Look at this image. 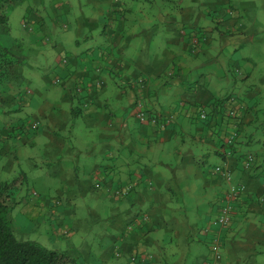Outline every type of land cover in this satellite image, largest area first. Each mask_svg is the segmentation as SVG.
<instances>
[{
  "label": "crops",
  "instance_id": "crops-1",
  "mask_svg": "<svg viewBox=\"0 0 264 264\" xmlns=\"http://www.w3.org/2000/svg\"><path fill=\"white\" fill-rule=\"evenodd\" d=\"M146 1L152 13L133 23L126 16L135 15L137 0H90L102 19L101 26L89 22L99 37H86V24L78 19L75 48L60 40L57 46L56 66L62 76L73 77V89L58 88L44 106L31 90L27 102L12 93L17 108L33 112L29 122L19 119L15 138L41 152L22 163L41 171L37 180L43 175L49 191L17 194L28 226L23 232L12 221L14 234L23 242L40 243L31 240L33 233L44 237L47 247L80 264L73 238L105 222L97 236L107 241V256L92 264H264V132L256 126L264 109L259 7L253 0H199L192 8L180 0L174 11L157 7L155 18V0ZM193 32L198 34L192 42ZM229 68L235 72L228 79L231 91L219 87ZM138 102L153 114L174 117L172 122L164 130L139 122ZM233 132L240 137L229 147ZM259 136L261 151L252 152ZM248 154L257 163L246 170L240 159ZM214 156L245 189L225 228L215 221L231 184L209 167ZM14 166L3 167L0 184ZM20 170L27 181V171ZM127 189V195H117ZM92 200L102 202H92L87 211L103 221L89 226L77 213ZM204 205L213 207L212 215L201 211Z\"/></svg>",
  "mask_w": 264,
  "mask_h": 264
},
{
  "label": "rangeland",
  "instance_id": "rangeland-1",
  "mask_svg": "<svg viewBox=\"0 0 264 264\" xmlns=\"http://www.w3.org/2000/svg\"><path fill=\"white\" fill-rule=\"evenodd\" d=\"M234 1L235 3L236 1L241 2V0ZM242 1L244 2V0ZM253 1H255L259 7L258 20L264 22V0ZM183 2L185 5L192 8H197L200 5L199 0H183ZM147 5L148 3L146 0H137V2H134L136 8L135 15H127V22L133 21V23H136L139 20H143L144 16L150 11V5ZM181 5L182 2L180 0H155V18L159 16L157 7L159 9H165L167 12L170 10V7H173L174 11L177 10L175 7H181ZM141 6L144 8L143 10H141ZM150 12L152 13V11ZM78 19H82L84 24H86L83 28L86 37L90 39L99 37V35L94 36L96 32L92 26L94 24L89 22L92 21L98 24V26H101L102 19L96 14L94 4L90 2V0H42V3L41 0H27L23 4L16 6L10 12L7 25L0 26V43L2 46L10 49L18 59H20L19 64L14 66L9 80L5 81L3 85L0 86V174L5 165H10V163L11 165H15L13 173H3L4 179L2 180L12 182L14 179L21 176L20 168L25 169L28 177L26 178L27 181H24L22 189L29 191V193L36 191L41 195H45V191L46 194H48L49 191L46 188V181L43 175H41L40 180H37V176L41 171L37 173L36 170L30 169L28 162H26V164L22 163V158L26 159L29 154L38 157L41 152L37 146L32 147L29 143H24V141L15 138L14 134L20 131L19 128L15 126L19 119L29 122V120L32 119L33 112L25 106L21 107V109L23 108L22 110L17 108L18 106L15 105L17 104V100L11 98V95L17 92V94L22 95L24 102H27L33 92L34 95L32 97H34V100L37 102L41 101V105L44 106L46 100L55 95L58 88L65 87L73 89L76 84L73 77L62 76L60 72L62 67L56 66L60 58V47L57 46L60 44L58 42L60 40L68 45L70 49L75 48L73 44L78 37L76 31V22ZM197 34V32L191 33L192 42L196 39L193 35ZM156 39H158V41H156L155 45L157 44L161 49L163 41L160 40V37ZM81 41L84 43V40ZM66 50L68 49L66 48ZM227 57L230 58V56ZM61 60H64V58L62 57ZM198 60L200 59L198 58L197 61ZM65 64L66 63H64V65ZM229 64L231 66L230 60ZM229 70H231V72L228 73L227 79L223 80L219 87H224L228 91H231L235 87L233 88V82L230 83L228 79L235 78V72L232 68H229ZM238 79L241 80V78ZM223 91V93L227 95V91ZM221 95L223 94L221 93ZM256 124V126H259L260 130L264 132V109L257 112ZM257 138L258 139L250 150L258 153V151H261L262 146L260 145L259 139L262 137L259 136ZM15 156H18V158H15ZM36 160L38 161L37 158ZM218 163L222 165L223 162L218 156H214L209 161V167H213L212 169H216L217 167L223 168L224 165H217ZM223 169L226 170L225 168ZM234 183L235 185H233ZM231 185L238 186V183L234 180L232 175ZM20 196L21 195L17 197L18 201L21 200ZM92 202L94 204H100L102 200L86 201L85 203H87V205H84V208L77 213V216L86 218L89 226H94L96 221H103L101 216L90 214L87 211V207L91 206ZM224 203H226V201ZM24 206L25 203L19 202L18 205L12 208L9 215L11 222L14 221L20 229H23V232L28 226L21 214V208ZM212 208V206L204 205L201 207V211H205L203 213H206V215H212ZM214 211L216 212V210ZM218 213L219 211L217 214ZM193 217L199 218L198 215ZM104 224L105 222L91 231H81L73 238V241H77V248L82 256L80 264H92L95 260H100L102 262L104 257L107 256L105 252L107 241L97 236L101 226H104ZM43 239L45 238L36 237L34 233L31 237V240H40V243L42 242V245H45ZM51 247L48 248L50 249ZM91 249L93 250L92 254L87 255V251ZM115 253L116 249L114 250V254ZM207 253V245L203 244L201 246V254L206 255ZM88 259H92L93 261H88ZM117 259L115 260L117 261ZM192 259H195V256L192 257ZM187 264L191 263L188 262Z\"/></svg>",
  "mask_w": 264,
  "mask_h": 264
},
{
  "label": "trees",
  "instance_id": "trees-1",
  "mask_svg": "<svg viewBox=\"0 0 264 264\" xmlns=\"http://www.w3.org/2000/svg\"><path fill=\"white\" fill-rule=\"evenodd\" d=\"M26 1L0 0V26L7 25L10 12ZM19 61L20 59L10 49L0 43V86L9 80L14 66L19 64ZM239 137L229 147H234ZM249 155L254 154L241 156L240 161L244 162ZM254 158L250 169L257 163L255 155ZM24 179L25 177L21 175L12 182L0 184V264H78L77 259L65 251L48 249L39 242H23L16 238L9 215L17 204L16 196L23 188Z\"/></svg>",
  "mask_w": 264,
  "mask_h": 264
},
{
  "label": "built area",
  "instance_id": "built-area-1",
  "mask_svg": "<svg viewBox=\"0 0 264 264\" xmlns=\"http://www.w3.org/2000/svg\"><path fill=\"white\" fill-rule=\"evenodd\" d=\"M76 90L78 91V93L80 92V88L76 87ZM135 113H136V118L138 119L139 122L144 124L154 125L160 128L161 130L166 129L169 123H171L174 118L172 116L153 114L147 108H145V105L142 102H138L136 104ZM201 117L202 119H205L206 114L202 112ZM36 126L37 124L34 125L35 128ZM238 136H239L238 132H233L227 140L228 146L232 145L235 142V140L238 138ZM254 160H255L254 155H249L248 158L243 162L246 170H248L251 167V164L254 162ZM215 172L221 175L226 182L231 184V174H229L227 170H224L222 167H217L215 169ZM244 192L245 189L241 185H238L237 187L232 185L230 186L229 190H227L225 194L226 203L220 208L218 217L215 221L216 225L225 228L231 224L232 218L234 217V213H235V203L237 200L242 198ZM128 193H129V189L117 191V195L119 196H123V195L125 196ZM213 251L217 252L218 247L214 246Z\"/></svg>",
  "mask_w": 264,
  "mask_h": 264
}]
</instances>
